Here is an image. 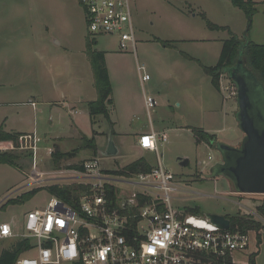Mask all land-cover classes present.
<instances>
[{
    "label": "rangeland",
    "instance_id": "obj_1",
    "mask_svg": "<svg viewBox=\"0 0 264 264\" xmlns=\"http://www.w3.org/2000/svg\"><path fill=\"white\" fill-rule=\"evenodd\" d=\"M255 1L258 11L253 19L250 37L264 43V0ZM203 13L213 22L228 26L240 37L248 27L246 13L230 0H138L134 3L138 39L137 51L134 52L133 49L122 50L115 35L89 34L79 0H0V105L3 104L0 112L4 109H22V114L32 123L36 102L30 103L34 97L32 90L25 88V83L30 84L40 77L48 85L50 100L62 99V94L74 98L76 94L70 84L76 76L81 75L84 81L93 83L94 73L86 53V37H95V48L106 52L114 85V106L110 119L100 116L95 127L102 133L96 137L99 147L96 155L89 148L77 151L84 140L68 135L73 133L69 127V115L62 117V128L67 138L61 141L60 146L62 150L77 151L73 158L63 164L81 163L96 157L105 174L106 170L124 167L141 157L154 167L161 161L166 169L176 175L178 183L171 191L175 208L183 210L187 206H198L200 216L204 217L208 213L249 215L250 209L257 212L262 219L256 220L262 227L250 230V246L237 257L244 264H250L251 258L255 259L256 264H264V215L258 211L264 194H251L256 197L254 200L248 194L232 192L229 181L223 176L207 177L210 168L222 161L221 153L207 143L197 144L193 133V129L207 130L219 126L223 130L218 136L231 142L228 144L237 146L244 136L237 120L239 105L235 95L226 103L231 110L232 107L236 109L235 115L228 109L231 113L229 122L218 125L209 112L211 99L214 97L216 101L215 95L219 94L215 92L216 88L203 65L217 64L223 41L230 34L226 29H210ZM160 39L171 40L172 44L166 45ZM138 64L145 66L142 70L147 75L145 79ZM78 65L81 73L76 70ZM221 82L230 86L224 94H231L232 88L236 87L226 74L222 75ZM23 88L24 91H21ZM36 89L33 88V91ZM125 89L130 90V97L125 95ZM144 93L155 98L156 105L151 110L144 104ZM33 94L40 98L39 94ZM129 102L133 103V110L127 108ZM221 105L224 107V104ZM40 108L42 104H39ZM83 108L86 114L77 117L84 127L87 122L90 128L87 107ZM38 115L39 134L43 135V131L48 130L52 123L51 111L48 109ZM53 120L56 122L57 118L53 117ZM151 123L158 132L168 134V140L159 141L158 151L135 146V133L139 130L150 131ZM87 134L92 137L89 129ZM238 137L241 138L236 142ZM111 139L119 149L115 156L105 154ZM54 143L45 135L43 147L54 146ZM15 151L27 153L16 148ZM185 158L189 162L182 164ZM19 163V166L0 164V223L15 219L17 229L22 231L26 214L33 209L45 208L52 194L45 188L23 203L3 207L10 198L33 188L28 185L33 171L32 158L24 156ZM38 167L42 171L55 169L45 149L41 151ZM49 183L35 185L34 188ZM117 184L126 188L124 183ZM18 241L17 237L0 240L1 252ZM36 253L37 249H34L26 251L24 256H34ZM60 264L74 263L63 261Z\"/></svg>",
    "mask_w": 264,
    "mask_h": 264
},
{
    "label": "built area",
    "instance_id": "obj_2",
    "mask_svg": "<svg viewBox=\"0 0 264 264\" xmlns=\"http://www.w3.org/2000/svg\"><path fill=\"white\" fill-rule=\"evenodd\" d=\"M135 1L79 0L89 34L115 35L122 50L136 52ZM138 68L144 74L145 66L138 64ZM146 77L144 74L143 78ZM224 87L225 92L230 89V86ZM232 89L228 97L237 95L236 87ZM146 103L151 110L156 105L155 98L146 95ZM145 140L147 144L143 143ZM160 140H168V134L153 129L143 133L138 143L143 149L158 151ZM43 144L42 136L30 132L21 134L17 145L0 141V150L16 148L32 153L33 171L28 185L33 188L45 182H50L49 185L77 182L90 185L92 189L81 195L79 209L51 195L45 208L26 214L22 231L17 229L15 219L0 223V240L30 239L32 248L28 251L37 249L34 256L22 254L17 264H60L63 261L74 264H244L237 255L249 248L250 231L222 229L207 217L175 208L171 191L178 183L176 175L161 161L152 171L133 176L108 171L104 174L96 157L82 161V168L67 164L60 169L42 171L38 167L42 149L50 158L55 150L54 146L43 147ZM118 182L126 184V188ZM108 186L117 189L119 206L109 203ZM140 196L150 201L139 206ZM135 207L139 210L134 211ZM249 215L259 221L262 219L251 209Z\"/></svg>",
    "mask_w": 264,
    "mask_h": 264
},
{
    "label": "trees",
    "instance_id": "obj_3",
    "mask_svg": "<svg viewBox=\"0 0 264 264\" xmlns=\"http://www.w3.org/2000/svg\"><path fill=\"white\" fill-rule=\"evenodd\" d=\"M234 6L242 9L248 18V27L245 30L243 37H240L234 33L228 26H221L213 21H211L206 13H203L208 26L212 30L226 29L229 31L230 37L224 41V45L221 51V55L218 63L215 66L203 65L204 70L208 75H210L212 84L217 88L221 89V77L224 74L223 70L228 67L238 63L240 59L241 50H244V63L245 65L256 74L260 81L264 84V44H258L254 42L250 37V32L252 29L253 19L258 11L257 2L254 0H230ZM161 40V39H160ZM166 45H171L167 40H161ZM96 38H91L90 35L87 36L86 41V53L90 59L94 78H95V88L98 93V98L94 101L88 103V108L92 118V122L95 125L100 116L110 119L112 108L114 106L113 97V86L111 82L110 72L106 61V52L103 50H98L95 48ZM193 133L196 138L197 144L207 143L214 146V141H216V135L208 133L202 129H193ZM23 133L9 132L3 126L0 127V141H12L16 145L19 142V136ZM84 144L80 149H91L95 153H98V146L96 142L95 135L92 137L83 136ZM55 150L52 154L51 161L55 169H60L68 165L63 163L67 160L73 158L76 155L75 151H61L58 147L54 146ZM26 152V151H24ZM24 156L32 158V153H18L15 150H0V164H9L12 166H19V160ZM64 165V166H63ZM69 167L82 168V164H72ZM154 166H152L148 161L141 157L134 162L113 170H106L117 175L133 176L139 173H147L152 171ZM47 188L52 195H55L62 199L64 202L69 203L75 208L81 205V195L85 192H90L92 187L90 185H85L81 183L72 184H50L45 187L33 188L27 192L18 195L15 198H10L7 203L3 205L6 207L8 204L23 203L31 199L35 194H37L42 189ZM107 198L112 206H119L118 204V192L113 186L107 187ZM150 198L145 196L139 197V206L144 205ZM139 208L135 207L134 211H138ZM186 213L200 215L201 209L198 206L191 207L187 206L184 208ZM258 211L264 215V200L258 206ZM232 222V230L250 231L253 228L260 229L262 224L247 214L237 213L234 215L227 216ZM32 248V241L30 239L19 240L17 243L13 244L10 248L4 249L0 254V264H17L18 259L26 251ZM250 264H256L255 259L251 258Z\"/></svg>",
    "mask_w": 264,
    "mask_h": 264
},
{
    "label": "water",
    "instance_id": "obj_4",
    "mask_svg": "<svg viewBox=\"0 0 264 264\" xmlns=\"http://www.w3.org/2000/svg\"><path fill=\"white\" fill-rule=\"evenodd\" d=\"M241 50L237 64L223 70L235 84L239 111L237 120L244 133L239 146L227 142L214 141V147L221 153L222 161L210 168L207 177H225L236 194H264V84L244 63ZM223 74V75H224ZM119 153L111 139L106 155ZM189 159L182 160L187 164ZM222 229H230L232 222L226 215L208 213L206 216Z\"/></svg>",
    "mask_w": 264,
    "mask_h": 264
},
{
    "label": "crops",
    "instance_id": "obj_5",
    "mask_svg": "<svg viewBox=\"0 0 264 264\" xmlns=\"http://www.w3.org/2000/svg\"><path fill=\"white\" fill-rule=\"evenodd\" d=\"M137 2H138V0H136V3ZM259 14L260 13L258 12V15ZM260 16L261 15H259V18H260ZM262 22L264 23V21H262ZM250 35H251V33H250ZM225 40L226 39H224V41ZM86 41H87V37H86ZM224 41H223V45H224ZM253 41L258 43V44H264V43H259L255 40H253ZM172 42H174V41H172ZM220 55H221V53H220ZM219 58H220V56H219ZM106 61H107V57H106ZM90 64H91V62H90ZM91 68H92V65H91ZM76 70H78V73L79 72L81 73V71H79V65L77 66ZM92 71H93V69H92ZM111 82H112V76H111ZM31 83L30 84L25 83V88L27 87V89L32 90L31 95H33L34 99H31L30 103L32 101L36 102V106L32 105L34 107L35 112H36L34 115L33 122L31 123L26 119V117L22 114V109H21V111H13L11 109H4V111L0 112V127L3 126L9 132H18V133H23V134L24 133H30V132H37L39 134L40 133L39 132V122L37 120V117L39 116L38 114L43 113L44 111L49 109L51 111L50 120L52 121V123L50 124L49 129L46 131H43V133L46 135V137L53 139L55 141L54 146L58 147L61 151L67 152V151L72 150V149L71 150H62V148L60 146L61 141L63 139L65 141V138H67L66 134L62 128V125L64 123L62 117L66 116V114L69 115L70 131H73V133H69L68 135H73L75 137H82V139H83V136H87V137L90 136L87 134L88 129H89V131H91L92 136L95 135V137H97L100 134H102L101 131H99L95 128L96 125L99 123V119L97 120V123L94 125L92 122V118L90 115L89 108H88V103L91 101H94L98 98V93H97V90L95 88V78H94L93 83H91V81H89V83H87V81L83 80L81 75L76 76L72 80V84H70V86L72 87V89L75 91V94H76V96L74 98L66 97L64 94H62V99L53 98L51 100L48 98V92L50 91L48 88V85L46 82H44V80L41 77L39 79H37V81L31 82ZM112 85H113V82H112ZM224 86L225 85L223 84V82H221V89H217L215 87L217 90V91L215 90V92H218L217 94H219V96L215 95L216 101L214 100V97H213L211 99V105H209V107H210L209 112H210L211 116L213 115V117H214L213 120L218 125L220 123H223V122L224 123L229 122V118L231 117V113L233 115L236 114V109L234 107H232V110H231V107L230 106L228 107V105L226 104L228 102V99H231V97H228L227 94H224V92H225ZM33 88H37V89L35 91H33ZM113 90H114V85H113ZM21 91H24V88ZM34 92L39 94L38 96H40V98H36V96H34V94H33ZM130 93H131L130 90L125 89V95L127 97H130ZM113 94H114V91H113ZM146 95L147 94L144 93V104L147 107ZM220 96H222V99H220ZM38 103L42 104V108L39 109ZM221 104H224V107H222ZM2 105H0V106H2ZM83 106L87 107V110H88V113L90 116V121H91L90 128L87 127V122L85 123L86 126L84 127L82 122H80L79 118L77 117V115L83 114L86 112V110L83 108ZM220 106H221V108H220ZM127 108L133 110V108H134L133 103L129 102ZM147 109H148V107H147ZM228 109L231 110V113L229 112ZM219 110H220V112H219ZM53 117L57 118L56 122H55V120H53ZM153 129L155 131H158L155 128V126L151 123L150 131ZM203 130L208 132V133H211L213 135H216L217 140L228 142V140H224L218 136L219 132H221L223 130L222 128H219V126H218V128L209 127V128H207V130H205V129H203ZM145 132H147V131L139 130L134 135L135 146L140 147L141 149H143V148L138 143V140H139L140 136ZM44 134L43 135L39 134V135L44 138L45 137ZM240 138L238 137L236 142L238 140H240ZM242 140H243V138H242ZM228 143H231V142H228ZM235 146H237V145L235 144ZM98 149H99V147H98ZM143 150H146V149H143ZM78 163L79 162L69 163V164H78ZM248 195L251 196L252 198H254V200H255V198H256L255 196L259 195V194H254L255 196H252L251 194H248Z\"/></svg>",
    "mask_w": 264,
    "mask_h": 264
},
{
    "label": "snow or ice",
    "instance_id": "obj_6",
    "mask_svg": "<svg viewBox=\"0 0 264 264\" xmlns=\"http://www.w3.org/2000/svg\"><path fill=\"white\" fill-rule=\"evenodd\" d=\"M145 143L147 144L148 143V141L147 140H145ZM5 231H7V229H5ZM151 251V250H150Z\"/></svg>",
    "mask_w": 264,
    "mask_h": 264
},
{
    "label": "clouds",
    "instance_id": "obj_7",
    "mask_svg": "<svg viewBox=\"0 0 264 264\" xmlns=\"http://www.w3.org/2000/svg\"><path fill=\"white\" fill-rule=\"evenodd\" d=\"M143 143L146 144L145 141H143Z\"/></svg>",
    "mask_w": 264,
    "mask_h": 264
}]
</instances>
